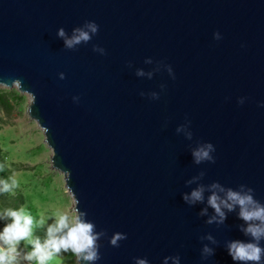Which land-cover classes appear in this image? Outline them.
Segmentation results:
<instances>
[{
	"label": "water",
	"instance_id": "obj_1",
	"mask_svg": "<svg viewBox=\"0 0 264 264\" xmlns=\"http://www.w3.org/2000/svg\"><path fill=\"white\" fill-rule=\"evenodd\" d=\"M15 80L100 234L94 264H238L239 207L208 223V199L252 189L264 205V0H0V86Z\"/></svg>",
	"mask_w": 264,
	"mask_h": 264
},
{
	"label": "clouds",
	"instance_id": "obj_2",
	"mask_svg": "<svg viewBox=\"0 0 264 264\" xmlns=\"http://www.w3.org/2000/svg\"><path fill=\"white\" fill-rule=\"evenodd\" d=\"M85 27L88 31L79 28L74 30L72 38L65 40L66 47L72 48L81 41L87 42L91 39L89 32L95 34L98 31V25L94 22H89ZM58 35L65 36L63 29L59 30ZM21 83V81L15 80L11 87L20 89ZM212 150V145L209 144L195 151L193 156L196 163H200L202 160H211L209 153ZM0 183L3 184V192H9L11 187L16 186V181H13L11 186L5 181H0ZM212 187L218 186L213 185ZM251 193L252 189H248L247 192L229 189L224 199L215 193L208 199L209 206L220 218L216 220L214 216L208 223L214 221L223 223L226 216L222 209L231 212L237 206L239 207V218L246 225V227L241 228V231L245 236L250 237V240H234L228 243V253L233 261L238 262V264H262L264 262V247L261 246V241H264V205L256 201ZM185 199L191 202L202 201L203 189L194 190L191 196H186ZM82 216L83 214H74L70 220L66 213L59 215L56 221L48 226V238L42 244L39 238L30 239L33 225L31 214L27 213L24 208L19 210L5 209L0 214V218H10L11 223L6 224L0 231V264H21V259L29 262L35 260L37 264H47V261L52 259L54 254H60L62 250L64 252L71 250L76 256L78 264L81 260L88 262V264H94L100 259L99 245L97 244L100 234L95 232V225L85 221ZM40 223L43 224L44 221L41 220ZM208 238L211 239V237ZM122 239H126V236L116 233L110 243L118 247V241ZM25 240L33 248L31 252L21 257L18 246L21 241ZM204 252L209 255L213 254L212 250L207 247L204 248ZM137 264H147V261L138 260Z\"/></svg>",
	"mask_w": 264,
	"mask_h": 264
},
{
	"label": "rangeland",
	"instance_id": "obj_3",
	"mask_svg": "<svg viewBox=\"0 0 264 264\" xmlns=\"http://www.w3.org/2000/svg\"><path fill=\"white\" fill-rule=\"evenodd\" d=\"M8 95L11 108L0 104V162L7 174L8 184L16 186L0 200V214L5 209L24 208L33 217L32 236L43 242L48 238L47 228L59 215L68 214L71 220L76 213L75 199L67 190L63 173L53 168V151L45 141V134L36 121L30 118L28 107L31 97L18 88L0 86V96ZM44 223L41 224L40 221ZM11 223L10 218H0V231ZM21 256L31 252L27 240L19 246ZM32 264H37L35 260ZM47 264H78L69 250L54 254Z\"/></svg>",
	"mask_w": 264,
	"mask_h": 264
},
{
	"label": "trees",
	"instance_id": "obj_4",
	"mask_svg": "<svg viewBox=\"0 0 264 264\" xmlns=\"http://www.w3.org/2000/svg\"><path fill=\"white\" fill-rule=\"evenodd\" d=\"M0 104L4 108H11L12 107L8 95H1L0 96ZM0 181H5L8 183L7 174H6L5 169H4L1 162H0ZM2 188H3V184L0 183V200L2 198H4V196L6 194V192L2 191Z\"/></svg>",
	"mask_w": 264,
	"mask_h": 264
}]
</instances>
